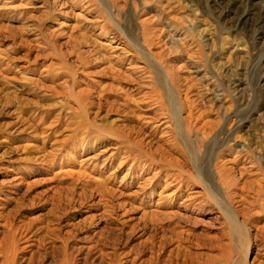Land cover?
Listing matches in <instances>:
<instances>
[{"label":"rangeland","instance_id":"374dc122","mask_svg":"<svg viewBox=\"0 0 264 264\" xmlns=\"http://www.w3.org/2000/svg\"><path fill=\"white\" fill-rule=\"evenodd\" d=\"M5 234L20 264H264V0H0Z\"/></svg>","mask_w":264,"mask_h":264},{"label":"bare ground","instance_id":"6f19581e","mask_svg":"<svg viewBox=\"0 0 264 264\" xmlns=\"http://www.w3.org/2000/svg\"><path fill=\"white\" fill-rule=\"evenodd\" d=\"M152 59L156 60L157 58H155L154 56H152ZM158 62V61H157ZM118 70V69H117ZM126 81V80H125ZM54 86V85H53ZM127 90H130L131 93H134V92H137L140 94V91L137 89V88H129ZM91 92V91H90ZM119 92V91H118ZM155 98V97H154ZM153 99V98H152ZM157 99V98H156ZM159 99V98H158ZM137 100V99H136ZM152 101V100H150ZM115 102V101H114ZM118 102V101H117ZM149 102V101H148ZM159 102V101H158ZM161 102V101H160ZM112 103V102H111ZM156 103V101H155ZM154 103V104H155ZM129 103H127L126 105H128ZM147 104V114H149V118L150 120H154L155 116L154 114H160V113H156L155 110H153V106L152 104H149V103H146ZM121 105V104H120ZM123 105V104H122ZM125 105V104H124ZM180 112V111H179ZM178 112V114H179ZM165 114V113H164ZM177 114V115H178ZM162 115V114H161ZM190 115V114H189ZM136 116V115H135ZM159 119V117H157ZM148 119V120H149ZM171 119V116H166L164 117V121L161 122V125H165V124H168L170 123V120ZM175 119L176 120H179V122H181L180 120V117L179 115L176 117L175 116ZM158 123V122H157ZM83 126V125H82ZM149 127H152L150 133L152 135L156 134L158 131H159V126H153V125H150ZM105 134V133H104ZM133 134V133H132ZM130 134H126V136H123V135H119V137H121L123 140L120 144H116L115 145V149L116 151H122L124 155L127 156V158L131 157V156H134L135 153H137L133 160V164L131 165V168L129 169V171H132V173L136 172V170H140L143 172H149L150 170H158L159 171V174L162 173V168L161 167H158L156 166L155 162H156V158L154 157L155 155L153 154H148V153H144L143 151H136L135 153L129 148V145L128 143H130ZM103 140L104 138L101 136H96L94 138V141L93 142H97L99 140ZM151 139V138H150ZM83 141V140H82ZM92 141V140H90ZM82 144H86V143H89V140L88 139H85V141L81 142ZM139 144L142 145L143 141L142 139L138 141ZM127 144V151H123L124 149V145ZM160 147V146H159ZM114 149V148H113ZM156 154V153H155ZM71 155V154H70ZM69 156V155H68ZM136 158L139 160L136 161ZM86 159H84L85 161ZM197 161V160H196ZM216 171H219L216 170ZM78 174L80 171H77ZM220 172V171H219ZM85 173V172H84ZM141 173V172H140ZM81 175V174H80ZM18 183V182H17ZM164 183H165V189H168V188H175V191L172 193L173 195H176V194H180L184 191L185 188H188L190 187V182L188 180V178H186L184 175L182 174H178V173H175V172H165V180H164ZM14 186H18L17 184L15 185V183H13ZM152 187V186H151ZM153 188L152 189H148V194L150 197H152L154 195V192H153ZM163 193V192H162ZM199 193V192H197ZM182 204L185 205L186 208H189V207H193L194 209L197 210V206L196 205H190V204H186L185 202H183ZM27 249V247H25V243L21 244V239H18L16 234H12V235H9V234H5L3 237L0 238V264H20V260L22 259L20 257V255L23 254V252H25V250Z\"/></svg>","mask_w":264,"mask_h":264}]
</instances>
